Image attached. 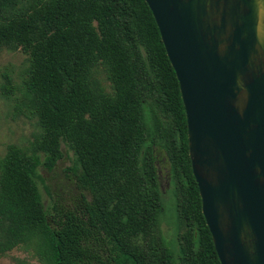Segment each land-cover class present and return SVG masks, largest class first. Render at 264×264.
Masks as SVG:
<instances>
[{"label":"trees","instance_id":"1","mask_svg":"<svg viewBox=\"0 0 264 264\" xmlns=\"http://www.w3.org/2000/svg\"><path fill=\"white\" fill-rule=\"evenodd\" d=\"M19 49L23 86L5 74L1 96L38 131L0 158V255L34 244L44 264H221L179 81L145 0H0V53ZM64 145L80 192L71 203L40 172Z\"/></svg>","mask_w":264,"mask_h":264},{"label":"water","instance_id":"2","mask_svg":"<svg viewBox=\"0 0 264 264\" xmlns=\"http://www.w3.org/2000/svg\"><path fill=\"white\" fill-rule=\"evenodd\" d=\"M176 73L221 264H264V0H145Z\"/></svg>","mask_w":264,"mask_h":264},{"label":"rangeland","instance_id":"3","mask_svg":"<svg viewBox=\"0 0 264 264\" xmlns=\"http://www.w3.org/2000/svg\"><path fill=\"white\" fill-rule=\"evenodd\" d=\"M28 66V56L23 50H3L0 53V87L4 82V75L9 74L13 77L16 87L18 89L21 88ZM105 86L110 90V83L106 80ZM18 89L14 99L19 98L21 95ZM14 105V101L5 100L1 96L0 90V158L5 155L9 145L26 147L38 131L35 120H29L24 116H15ZM63 151L65 154L64 158L57 163L52 171L41 168L40 172L45 184L50 186L53 196L64 203H71L80 194L75 184V177L69 171L74 166L75 157L74 153L66 145L63 146ZM160 176L162 187L168 189L169 182L164 172L160 173ZM42 192L46 204H49L50 198L48 194L43 188ZM181 230H185L184 225L181 226ZM163 232L168 241L173 238L174 231L167 224H164ZM36 251L34 244L21 246L11 252L0 255V264H44Z\"/></svg>","mask_w":264,"mask_h":264}]
</instances>
